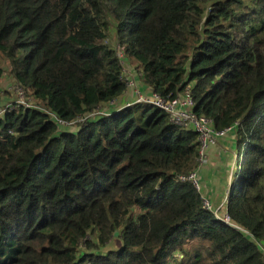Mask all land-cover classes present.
<instances>
[{
  "label": "trees",
  "instance_id": "trees-1",
  "mask_svg": "<svg viewBox=\"0 0 264 264\" xmlns=\"http://www.w3.org/2000/svg\"><path fill=\"white\" fill-rule=\"evenodd\" d=\"M0 56L29 100L0 114V264H264V0H0ZM129 62L238 123L225 219L179 179L198 134L118 104Z\"/></svg>",
  "mask_w": 264,
  "mask_h": 264
},
{
  "label": "built area",
  "instance_id": "built-area-1",
  "mask_svg": "<svg viewBox=\"0 0 264 264\" xmlns=\"http://www.w3.org/2000/svg\"><path fill=\"white\" fill-rule=\"evenodd\" d=\"M123 58V55L119 56ZM141 75L135 71L124 69V82L127 88L135 91V86L140 84L138 80ZM16 91V90H15ZM138 92V91H137ZM17 94L18 99L14 105L8 107L14 108L18 106L29 107V104L24 100L22 92ZM134 103H145L160 112L166 114L170 121L185 130H192L198 134L199 141V165L197 171L189 174L188 176L180 177V181L189 183L196 191L201 193L203 204L206 208L210 209L207 197L202 195L203 186L200 183V170L206 167V151L214 139L220 138L228 133H233V129L238 123H235L232 128L223 132L214 130L208 119L204 117H197L193 113L194 101L192 99L189 89H186L181 95L166 100L161 95L150 92L146 95H138ZM129 106V105H127ZM2 114V111L0 112ZM227 201V198H226ZM225 201V203H226Z\"/></svg>",
  "mask_w": 264,
  "mask_h": 264
},
{
  "label": "rangeland",
  "instance_id": "rangeland-1",
  "mask_svg": "<svg viewBox=\"0 0 264 264\" xmlns=\"http://www.w3.org/2000/svg\"><path fill=\"white\" fill-rule=\"evenodd\" d=\"M115 46V43H112ZM120 51V50H119ZM122 55L121 53L118 56ZM129 65V66H128ZM124 66V69L129 71H135V64L128 63ZM0 67L4 71L3 78L0 80V112L6 107L12 105L16 99H18L14 90V83L11 81L7 75V66L0 56ZM125 93L128 94L127 101L134 100L138 95H146V90L141 86L136 85L135 91L127 88ZM138 91V92H137ZM27 102L29 103L28 97H26ZM31 104V103H30ZM115 103L114 105H116ZM3 113V112H2ZM226 137V140L222 139ZM229 137L228 134L214 139L206 151V167L200 170V173H209L211 175V186L207 189L210 191L213 197V202L216 204V207H212L211 202L209 205L211 209L221 218L225 219L224 215V204L226 198L229 196V189L231 187V178L233 170L236 163V152L232 145H229L227 140ZM199 165V158H198ZM198 169V168H197ZM196 169V171H197ZM205 177V176H203ZM200 183L202 184L201 174H199ZM213 180V181H212ZM203 186V185H202ZM206 191L202 190V195L204 196Z\"/></svg>",
  "mask_w": 264,
  "mask_h": 264
},
{
  "label": "crops",
  "instance_id": "crops-1",
  "mask_svg": "<svg viewBox=\"0 0 264 264\" xmlns=\"http://www.w3.org/2000/svg\"><path fill=\"white\" fill-rule=\"evenodd\" d=\"M145 90H146V94H149L151 92L148 88ZM127 95L128 94H126L124 96V98L122 99V101H120V103H118L119 105H121V106L132 105L131 103H133L134 100L127 101V99H128ZM228 135H229V137H228L229 141H227V142L229 145H231V139L233 138V133H228ZM222 139L226 140V137H224ZM217 140H219V139H217ZM200 174H201V178H202L201 180H202V185H203V191L204 190L206 191V196L208 197L209 202H211L212 207H216V204L213 202V197H212L211 192L206 190L207 187L209 188L211 186V184H210L211 175H209V173H206V174L200 173ZM203 176H205V177H203ZM205 187H206V189H205Z\"/></svg>",
  "mask_w": 264,
  "mask_h": 264
},
{
  "label": "water",
  "instance_id": "water-1",
  "mask_svg": "<svg viewBox=\"0 0 264 264\" xmlns=\"http://www.w3.org/2000/svg\"><path fill=\"white\" fill-rule=\"evenodd\" d=\"M115 235H117V233H115Z\"/></svg>",
  "mask_w": 264,
  "mask_h": 264
}]
</instances>
